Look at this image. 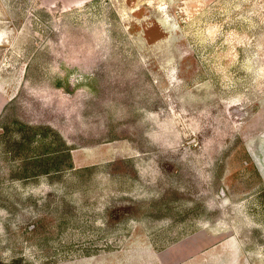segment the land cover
<instances>
[{
  "label": "rangeland",
  "instance_id": "rangeland-1",
  "mask_svg": "<svg viewBox=\"0 0 264 264\" xmlns=\"http://www.w3.org/2000/svg\"><path fill=\"white\" fill-rule=\"evenodd\" d=\"M0 264H264V0H0Z\"/></svg>",
  "mask_w": 264,
  "mask_h": 264
},
{
  "label": "crops",
  "instance_id": "crops-1",
  "mask_svg": "<svg viewBox=\"0 0 264 264\" xmlns=\"http://www.w3.org/2000/svg\"><path fill=\"white\" fill-rule=\"evenodd\" d=\"M2 79L3 78L0 75V116L2 114V111H3L6 103L8 102L7 96H6L5 92H4V86H5V84L2 81Z\"/></svg>",
  "mask_w": 264,
  "mask_h": 264
}]
</instances>
